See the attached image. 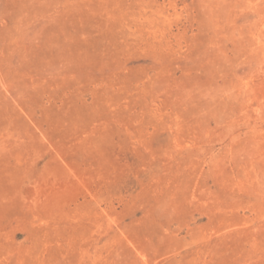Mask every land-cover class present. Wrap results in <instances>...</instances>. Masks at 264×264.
I'll list each match as a JSON object with an SVG mask.
<instances>
[{
    "label": "rangeland",
    "instance_id": "obj_1",
    "mask_svg": "<svg viewBox=\"0 0 264 264\" xmlns=\"http://www.w3.org/2000/svg\"><path fill=\"white\" fill-rule=\"evenodd\" d=\"M0 264H264V0H0Z\"/></svg>",
    "mask_w": 264,
    "mask_h": 264
}]
</instances>
